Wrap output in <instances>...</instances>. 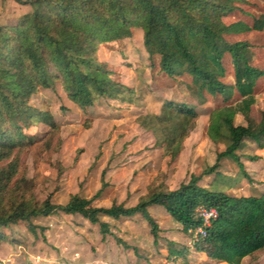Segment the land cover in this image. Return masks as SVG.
I'll return each instance as SVG.
<instances>
[{"label": "trees", "instance_id": "obj_1", "mask_svg": "<svg viewBox=\"0 0 264 264\" xmlns=\"http://www.w3.org/2000/svg\"><path fill=\"white\" fill-rule=\"evenodd\" d=\"M16 1L29 4L30 10L14 23L0 22V240L16 243L13 224L24 221L34 231L32 218L58 211L98 223L104 234L110 231L109 223L101 216L120 219L140 215L150 222L157 240L160 227L150 206H162L188 234L203 224L196 209L205 206L214 208L217 216L205 226L204 236L194 238V249L226 264H242L246 256L257 260L264 251V190L235 195L219 185L232 188L239 176L252 181L239 154L248 141L255 144L248 159L263 156L264 111L257 120L252 107L257 102L258 83L264 80V68L253 64L249 40L230 37L263 30L264 15L254 16L253 23L226 20L235 11L245 12L247 0ZM134 27L143 31L151 66L174 79L188 75L189 83L179 82L190 84L201 103H208L207 96L222 98L211 105L208 135L224 149L212 165L199 174L192 173L188 182L175 189L163 181L152 182L132 206H94L91 199L78 193L65 204L52 202L50 195L39 201L27 177L25 156L35 142L27 130L38 122L46 123L50 129L43 144L50 152L58 151L62 138L54 116L33 105L31 96L42 88L55 90L59 83L82 108L102 96L132 101L135 88L113 77L114 69L100 58L99 48L131 37ZM237 114L245 124L235 122ZM199 115L190 103L166 99L159 113L139 114L136 121L152 130L163 155L174 159ZM223 158L239 165L237 176L226 177L217 170ZM213 172L211 183H200L204 175ZM168 243L167 257L186 256L187 247Z\"/></svg>", "mask_w": 264, "mask_h": 264}, {"label": "rangeland", "instance_id": "obj_2", "mask_svg": "<svg viewBox=\"0 0 264 264\" xmlns=\"http://www.w3.org/2000/svg\"><path fill=\"white\" fill-rule=\"evenodd\" d=\"M244 7L245 12L235 11L226 20L253 23L254 16L264 15V0H247ZM29 10L27 3L0 0V22L14 23ZM230 38L249 40L253 45V64L264 68V29ZM99 54L114 69L116 80L135 88L133 100L102 96L82 108L66 95L59 83L55 90L42 88L31 96L33 105L54 116L62 138L58 151L50 152L43 144L50 129L46 123L38 122L27 130L35 137L25 156L27 177L33 182L39 201L50 195L52 202L65 204L72 194L78 193L91 199L94 206L113 203L132 206L152 182L163 181L175 189L188 182L192 173L199 174L212 165L217 153L224 149L222 143L208 135L211 105L222 98L213 100L207 96L208 103H201L190 84L179 82L183 79L189 83L188 75L174 79L158 66H151L141 28L134 27L131 37L101 45ZM256 93L252 115L259 120L264 111V80L259 81ZM166 99L185 101L200 111L195 128L174 159L164 156L155 144L153 131L136 121L139 114L159 113ZM235 122L245 124L241 114L236 115ZM254 148V142L248 141L239 151L240 161L252 181L239 176L234 187L220 183L221 188L235 195L264 190V150L263 156L250 160L247 156L253 154ZM217 170L226 177L240 173L239 165L226 158L221 159ZM214 178V172L204 175L200 183L207 185ZM149 211L160 227L157 240L151 233L150 222L140 215L120 219L101 216L109 223L110 231L105 234L98 223L62 211L32 218L34 231L21 221L12 225L16 243L0 240V264H226L194 249L193 235L184 232L182 225L162 206H150ZM169 241L177 247H187L186 256L167 257ZM261 263L264 251L255 261L250 256L242 260V264Z\"/></svg>", "mask_w": 264, "mask_h": 264}, {"label": "built area", "instance_id": "obj_3", "mask_svg": "<svg viewBox=\"0 0 264 264\" xmlns=\"http://www.w3.org/2000/svg\"><path fill=\"white\" fill-rule=\"evenodd\" d=\"M197 215L201 217L203 224L197 227L193 232V237L204 236L206 234L205 226L209 225L211 219L217 216V211L214 208L200 206L196 209Z\"/></svg>", "mask_w": 264, "mask_h": 264}]
</instances>
